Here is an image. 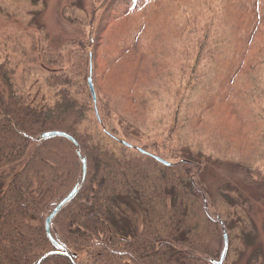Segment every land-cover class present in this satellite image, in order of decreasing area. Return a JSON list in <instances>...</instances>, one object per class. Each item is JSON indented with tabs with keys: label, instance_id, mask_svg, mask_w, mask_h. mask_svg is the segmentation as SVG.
<instances>
[{
	"label": "trees",
	"instance_id": "1",
	"mask_svg": "<svg viewBox=\"0 0 264 264\" xmlns=\"http://www.w3.org/2000/svg\"><path fill=\"white\" fill-rule=\"evenodd\" d=\"M142 1L104 0L90 18L72 6L65 17L75 28H90L89 42L107 47L109 68L129 53L132 40L131 29L123 40L111 27L127 13L138 17ZM207 21L206 42L212 34ZM98 22H103L99 31ZM89 59L82 50L50 77L54 101L42 107L19 93L16 70L0 59V264H37L46 254L41 264H72L55 253L45 220L74 189L73 199L53 219L51 234L76 264H218L224 251L223 264H237L250 224L240 194L223 189L206 202L199 181L209 159L170 148L175 125L159 142L143 137L126 147L113 138L109 126L115 113L106 98L97 97L94 104L88 88ZM256 59L248 56L247 73L264 66ZM49 132L65 136L42 139ZM244 173L264 185L263 170L244 168Z\"/></svg>",
	"mask_w": 264,
	"mask_h": 264
},
{
	"label": "rangeland",
	"instance_id": "2",
	"mask_svg": "<svg viewBox=\"0 0 264 264\" xmlns=\"http://www.w3.org/2000/svg\"><path fill=\"white\" fill-rule=\"evenodd\" d=\"M103 1L0 0V59L16 70L19 93L31 96L29 104L51 105L50 77L82 50L92 55L95 97L106 98L115 113L112 137L129 147L143 137L159 142L175 125L169 147L209 159L199 181L206 202L223 189L242 197L250 224L237 264H264V185L244 173L264 171V66L245 69L250 54L257 64L264 60V0H143L138 17L127 13L111 27L123 40L131 29L132 40L109 68L107 47L89 42L90 28H75L65 17L77 6L90 18Z\"/></svg>",
	"mask_w": 264,
	"mask_h": 264
},
{
	"label": "water",
	"instance_id": "3",
	"mask_svg": "<svg viewBox=\"0 0 264 264\" xmlns=\"http://www.w3.org/2000/svg\"><path fill=\"white\" fill-rule=\"evenodd\" d=\"M92 58V55H90V59ZM88 86H89V90L91 93V97L93 99V102L95 104L96 102V97H95V92H94V88L92 85V62H90V73H89V78H88ZM57 136H65L63 133H58V132H49L46 133L44 135H42V139H46V138H50V137H57ZM68 137V136H67ZM70 140H72L70 137H68ZM122 145L129 147L128 144L122 143ZM154 159H156L159 163L163 164V165H169L166 161L153 157ZM85 177V166L83 165V178ZM77 192V189H74L64 200H62L60 202V204H58V206H56V208L51 212V214L46 218L45 220V230H46V235L48 237V239L50 240V242L52 243V245L54 246L55 253L60 254L62 256L67 257L70 262L72 264H76L75 261L73 260V258L70 256V254L67 252L66 248L62 245H60L52 236L51 234V224L53 219L55 218V216L58 214V212L61 210V208L70 200L73 199V197L75 196ZM225 238V244L227 242V235L225 234L224 236ZM50 254H46L43 258H41L37 264H41L43 262L44 259H46ZM224 256H225V251L223 252L220 261L218 262V264H223L224 262Z\"/></svg>",
	"mask_w": 264,
	"mask_h": 264
}]
</instances>
